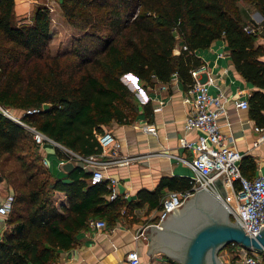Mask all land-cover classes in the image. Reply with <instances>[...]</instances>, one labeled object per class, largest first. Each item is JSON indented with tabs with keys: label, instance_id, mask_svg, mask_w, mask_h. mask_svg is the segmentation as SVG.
<instances>
[{
	"label": "trees",
	"instance_id": "1",
	"mask_svg": "<svg viewBox=\"0 0 264 264\" xmlns=\"http://www.w3.org/2000/svg\"><path fill=\"white\" fill-rule=\"evenodd\" d=\"M58 1L71 46L51 54L49 8L37 6L30 22L20 23L15 0H0V106L39 109L23 120L49 139L82 157L99 153L97 136L104 127L131 124L139 106L152 113L149 101L137 103L123 75L153 87L175 74L187 90L195 80L192 71L202 65L194 52L220 38L236 71L260 89L248 103L250 116L264 126V47H255L256 34L244 30L249 18L242 7L253 5L264 15V0ZM183 45L187 49L174 55ZM44 103L48 110H42ZM35 149L31 134L0 113V158L13 159L25 176V191L13 197L6 219L10 229L0 239V264H56L59 252L75 245L89 220L112 227L122 209L140 208L161 189L183 193L191 187L189 179L164 178L135 201L121 196L109 201L106 182L90 183L91 173L80 164L65 179L54 178L38 164ZM53 191L65 194L67 206H54Z\"/></svg>",
	"mask_w": 264,
	"mask_h": 264
},
{
	"label": "crops",
	"instance_id": "2",
	"mask_svg": "<svg viewBox=\"0 0 264 264\" xmlns=\"http://www.w3.org/2000/svg\"><path fill=\"white\" fill-rule=\"evenodd\" d=\"M37 6L48 7L50 14L54 13L58 24L60 19L63 21L56 0H15L18 21L29 23ZM242 7L248 14L247 25H253L257 30L254 46L264 47V15L253 5ZM194 54L201 60L203 69L193 74V78L200 82L207 78L213 79L208 93L212 96L221 94L226 109V114L221 115L218 120L219 131L226 141L232 139V147L241 153L242 175L253 178L259 172H264V142L253 145L258 134L254 129L257 124L250 116V103L248 109L239 108L236 104L241 100L248 101L251 94L260 89L247 82L236 71L223 38L214 40L207 48L197 49ZM261 60H264V56ZM261 91L264 92V89ZM140 93L141 99L145 100L142 104L150 102L151 115H146L142 106H139L138 116L131 124L112 122L104 127L103 134L97 137L101 145L100 152L89 156L91 159L87 162H81V166H86L87 172L95 167H103L106 177L117 180L118 196L127 201L137 200L139 192L152 193L164 178L174 177L190 181L192 170L187 162L190 161L191 153L182 148L181 143L182 140L194 141L199 135L197 130L185 129V118L190 105L185 101L187 90L176 75H172L166 84L156 83L153 87H142ZM10 110L22 116V110ZM262 114L264 116V111ZM114 141L120 144L116 158L110 157ZM46 143L34 142L38 164L54 178L65 179V174L58 168L64 160L55 147V154L52 150L48 153ZM0 159L2 162L11 160L7 155ZM0 176V184L6 183L12 187L5 174L0 172ZM171 191L179 192L165 187L155 197L143 199L145 203L140 208L127 212L122 209L112 227L96 229L90 227L88 221L87 229L76 235L75 245L59 252L56 264H123L125 254L130 250L138 252L143 264L172 263L173 260L160 251L146 253L149 239L143 233L144 229L157 223L161 199ZM10 195L13 200V189L10 190ZM50 198L58 210L67 206L66 196L61 191H53ZM152 203L155 206L151 208Z\"/></svg>",
	"mask_w": 264,
	"mask_h": 264
},
{
	"label": "built area",
	"instance_id": "3",
	"mask_svg": "<svg viewBox=\"0 0 264 264\" xmlns=\"http://www.w3.org/2000/svg\"><path fill=\"white\" fill-rule=\"evenodd\" d=\"M244 30L248 34L257 33L253 25H246ZM181 49L186 50L187 47L183 45L182 48H176L173 54L178 55ZM201 69H203L202 66L192 71V75ZM212 83V78H207L204 82L195 80L187 89L185 101L189 103L190 108L185 118V129L197 130L199 133L196 140H182L181 143L182 148L191 153L190 161L187 162L192 170L191 188L183 193L168 192L161 199L155 225H159L161 221L165 220L175 207L181 205L196 190L205 189L226 208L233 222L237 221L247 235L255 237L260 228L264 226V172H259L253 178L242 175L239 167L242 159L241 153L232 147V139L226 141L219 131L218 120L221 115L226 114V109L221 94L212 96L208 93V87ZM236 106L242 109H248L249 107L247 100L237 102ZM38 112L39 109H28L23 111L22 116H20L12 113L10 109L0 106V113L24 127L31 134L36 144L49 142L54 147L61 148L59 151L61 150L63 162L71 161L74 164L81 165V162H84L83 160L87 162L91 159L89 156H87L88 158L79 156L25 123L23 120L25 115ZM254 129L258 137L253 145L257 146L264 142V127L256 126ZM119 148V142L114 141L110 157L116 158ZM56 149L58 150V148ZM82 168L87 170L86 166H82ZM102 169L103 167H95L88 170L91 173L90 183L106 182L109 190L107 199L111 201L118 196L117 180L113 177H106ZM218 179L224 187L225 195L221 194L215 184ZM11 204V195H8L7 198L0 195V239L5 230ZM88 224L96 229L107 227L106 222L101 219H91ZM141 235L142 232L138 236ZM218 256L222 264H264V251L258 252L253 249H246L236 244L225 247ZM123 264L143 263L138 252L130 250L125 254ZM169 264L177 263L172 262Z\"/></svg>",
	"mask_w": 264,
	"mask_h": 264
},
{
	"label": "water",
	"instance_id": "4",
	"mask_svg": "<svg viewBox=\"0 0 264 264\" xmlns=\"http://www.w3.org/2000/svg\"><path fill=\"white\" fill-rule=\"evenodd\" d=\"M49 108V103L42 105L43 111ZM75 166L73 162L66 161L61 162L58 168L68 174ZM215 184L225 195L221 181L218 179ZM143 233L149 239L147 254L160 251L177 264H222L218 255L231 244L264 251V226L255 237H250L205 189L196 190L159 225H151Z\"/></svg>",
	"mask_w": 264,
	"mask_h": 264
},
{
	"label": "rangeland",
	"instance_id": "5",
	"mask_svg": "<svg viewBox=\"0 0 264 264\" xmlns=\"http://www.w3.org/2000/svg\"><path fill=\"white\" fill-rule=\"evenodd\" d=\"M57 3L59 2L58 0H56ZM58 15V14H57ZM50 18H51V32H52V46H50V51L51 54H55V53H66L69 51L70 46H71V36H70V28L67 25V23L60 19V24H58L54 13L51 12L50 14ZM63 18V17H62ZM131 78L130 81H132L131 83L128 81L127 82V78ZM121 80L127 84L130 89L133 92L134 98L137 101L138 104H142V100H141V88L143 87V83L139 80H135L134 77L130 76V75H123L121 77ZM47 145V152L50 153L51 150L52 152L55 154V150L53 149V145L50 143H46ZM51 148V149H50ZM55 148H59V147H55ZM61 151V150H60ZM49 160V159H48ZM0 172L5 174L6 178L9 181V184L12 185V187L7 186V184H0V195L3 198H7L8 195H10V190L12 191L13 189V195H18L20 192L25 191V188L23 186H21L22 182H24V174L21 173V169L19 167V165L11 160H2L0 159ZM43 176H41L40 178H42ZM57 200V199H56ZM9 227L8 225H6L5 223V230L3 232L7 233L9 231ZM2 237V236H1Z\"/></svg>",
	"mask_w": 264,
	"mask_h": 264
},
{
	"label": "bare ground",
	"instance_id": "6",
	"mask_svg": "<svg viewBox=\"0 0 264 264\" xmlns=\"http://www.w3.org/2000/svg\"><path fill=\"white\" fill-rule=\"evenodd\" d=\"M130 80H131V78L128 77V78H127V82L129 81V82L131 83L132 81H130ZM132 83H133V82H132Z\"/></svg>",
	"mask_w": 264,
	"mask_h": 264
}]
</instances>
